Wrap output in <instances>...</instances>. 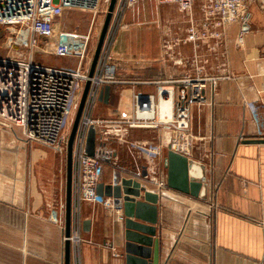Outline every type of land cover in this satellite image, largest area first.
Here are the masks:
<instances>
[{"label":"crops","instance_id":"0c3cea01","mask_svg":"<svg viewBox=\"0 0 264 264\" xmlns=\"http://www.w3.org/2000/svg\"><path fill=\"white\" fill-rule=\"evenodd\" d=\"M198 7L183 12L173 4L137 0L111 25L119 78L146 82L139 88L145 93L155 94L159 81L193 75L195 63L209 75H231L214 94L208 88V103L191 109L194 141L188 158L206 168L207 200L167 186L158 192L160 264H262L264 144L246 141L264 139L248 108L251 103L264 108V13H247L243 25L231 17L244 13H226L227 22L218 17L208 21ZM205 22L215 25L220 40L208 39L198 47L182 41L190 27L200 30ZM134 90L111 87L107 102L98 98L91 118L131 117ZM261 117L264 123V110ZM129 139L164 146L159 167L167 182L170 134L134 129ZM98 144L104 163L101 183L140 176L146 159L130 145ZM66 188V154L26 141L19 129L0 124V264H64ZM104 201L112 204L110 198ZM78 218L81 242L71 244V264H78L76 252L80 264H125L123 210L83 203ZM85 220L91 222L88 232L83 231Z\"/></svg>","mask_w":264,"mask_h":264},{"label":"built area","instance_id":"2783aa9c","mask_svg":"<svg viewBox=\"0 0 264 264\" xmlns=\"http://www.w3.org/2000/svg\"><path fill=\"white\" fill-rule=\"evenodd\" d=\"M111 0H0V124H10L21 131L29 142L67 151L69 135L66 129L72 127L82 98L84 87L90 82L83 114L73 145L72 155V235L71 244L78 246L80 219L78 213L83 203L113 206L110 201L97 195V186L102 181L104 163L98 157L86 154L89 129L94 127L98 142L128 144L133 151L145 157L147 185L155 187L157 193L167 186L166 176L160 169L159 159L164 149L162 144L131 142V130L155 129L170 134L168 149L190 157L194 138L190 131V115L194 106L208 103L207 90L213 94L221 80L231 75H209L196 65L193 75L182 79L157 82L155 94L145 93L139 88L144 81L122 80L119 65L111 53L114 29L112 22L123 13H113L110 28L105 39L97 67L89 76L92 63L91 44L99 18L105 19ZM137 0H118L116 11L121 5H133ZM160 4L176 5L183 12H190L196 2L201 4L208 21L218 17L222 22L236 19L248 23L249 15L236 14L231 17L220 11L225 0H157ZM264 11V0H256ZM78 12L92 17L88 30L81 41L75 44L78 31L64 28L67 14ZM230 13V12H229ZM102 20V21H103ZM243 32L240 33V36ZM215 25L205 22L202 29L194 26L188 29L184 43L198 47L206 40H220ZM71 45H67V42ZM68 56L74 57L76 66H53L36 60V52L45 57H57L69 47ZM78 51L74 53L72 50ZM168 49V43L165 44ZM170 55V54H169ZM176 61V64H181ZM106 86H125L135 89L132 95L133 114L129 118H91L99 94ZM169 104L167 113L162 105ZM251 116L257 124L258 137L264 138V123L261 110L256 103L248 105ZM146 184L144 186H146ZM143 185V184H142ZM147 187V186H146ZM148 188V187H147ZM66 241V238H64ZM79 262V253L76 252ZM264 264V259L262 261Z\"/></svg>","mask_w":264,"mask_h":264},{"label":"water","instance_id":"95a60500","mask_svg":"<svg viewBox=\"0 0 264 264\" xmlns=\"http://www.w3.org/2000/svg\"><path fill=\"white\" fill-rule=\"evenodd\" d=\"M118 0H111L102 30L96 45L91 63L89 76L92 77L100 57L108 30L111 25L113 13L115 12ZM90 89V82H87L82 98L71 128L67 144V188H66V223H65V252L64 264H71V235H72V155L73 145L77 129L79 127L85 101ZM111 87L106 86L101 90L99 100L107 102ZM248 144H264V139L246 141ZM98 140L94 127L88 132L86 142V154L89 157L103 159L102 153L98 151ZM103 147L105 144H100ZM167 170V187L185 195L201 200L208 198V178L204 165L189 159L185 156L169 151L164 161ZM138 179L139 181H137ZM136 179H125L117 177L114 184L105 185L100 183L97 186V195L103 198H110L113 207L123 210L124 216V257L125 264H160V240L157 236L156 225L158 224L159 194L142 185L147 182V172L143 168L140 176ZM83 231H90L91 222H82Z\"/></svg>","mask_w":264,"mask_h":264},{"label":"rangeland","instance_id":"374dc122","mask_svg":"<svg viewBox=\"0 0 264 264\" xmlns=\"http://www.w3.org/2000/svg\"><path fill=\"white\" fill-rule=\"evenodd\" d=\"M155 2L158 6L164 5V4H160L157 0H155ZM195 4H199L198 9L203 11V8L200 7L199 2H196ZM132 6L133 5L129 6V5L122 4L121 11H120V8L118 11H116L115 9L114 13H125ZM224 10H225V13H229V12L230 13H264V11H262L259 8V5L257 4L256 0H225L223 3V7L220 9V11H224ZM64 20H65L64 28H66L67 30H72V31L77 30L78 31V37L75 39V44L78 41L82 42L84 35L86 34V31L88 30L90 20H92V17L88 14L86 15V14H81L78 12H71L70 14L66 15ZM102 20H103L102 18L98 19L97 25L95 26V29H94L93 40L91 44V57L92 58L94 56V52H95L96 45L99 39V35L103 27L104 20L103 21ZM67 45H71L69 41L67 42ZM69 48L70 46L66 47L65 52L61 53L57 57H51V58L45 57V55L40 54L39 52H36L35 54L36 60L38 62H45L46 64L53 65V66L74 67L76 66V62H75L74 57L68 56ZM72 51L74 53H77L78 50L76 48H73ZM2 53L3 51L0 48V54ZM71 128L72 127H69L66 129L67 135H70ZM62 153L66 154V152L64 151H62Z\"/></svg>","mask_w":264,"mask_h":264},{"label":"bare ground","instance_id":"6f19581e","mask_svg":"<svg viewBox=\"0 0 264 264\" xmlns=\"http://www.w3.org/2000/svg\"><path fill=\"white\" fill-rule=\"evenodd\" d=\"M168 106H169V104H163V105H162L161 109H162V113H163V114H165L164 112L169 111V109H170L169 107H170V106H169V107H168ZM115 175H116V174H115ZM115 175H114V176H115Z\"/></svg>","mask_w":264,"mask_h":264}]
</instances>
